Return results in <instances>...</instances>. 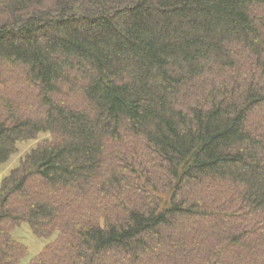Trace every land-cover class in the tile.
<instances>
[{
  "label": "trees",
  "instance_id": "16d2710c",
  "mask_svg": "<svg viewBox=\"0 0 264 264\" xmlns=\"http://www.w3.org/2000/svg\"><path fill=\"white\" fill-rule=\"evenodd\" d=\"M0 264H264V0H0Z\"/></svg>",
  "mask_w": 264,
  "mask_h": 264
},
{
  "label": "rangeland",
  "instance_id": "374dc122",
  "mask_svg": "<svg viewBox=\"0 0 264 264\" xmlns=\"http://www.w3.org/2000/svg\"><path fill=\"white\" fill-rule=\"evenodd\" d=\"M49 139L50 135L48 133H40L35 139L18 142L16 153L10 157L8 162L0 165V183L11 169L18 165L20 159L24 157L25 154L39 143ZM56 234L57 233H54L48 238H42L33 234L27 223H21L19 226L15 227L12 230L13 237L27 248L26 256L23 257L18 264H27L32 257L41 252L48 243L55 239Z\"/></svg>",
  "mask_w": 264,
  "mask_h": 264
}]
</instances>
